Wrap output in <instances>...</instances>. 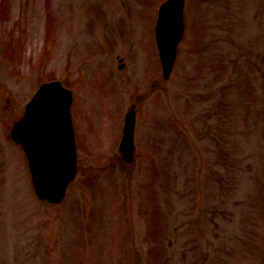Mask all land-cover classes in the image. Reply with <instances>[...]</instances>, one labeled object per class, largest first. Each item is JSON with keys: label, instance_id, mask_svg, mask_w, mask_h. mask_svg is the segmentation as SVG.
<instances>
[{"label": "rangeland", "instance_id": "rangeland-1", "mask_svg": "<svg viewBox=\"0 0 264 264\" xmlns=\"http://www.w3.org/2000/svg\"><path fill=\"white\" fill-rule=\"evenodd\" d=\"M163 1L0 0V264H264V0H191L169 79ZM55 77L79 172L50 203L11 128Z\"/></svg>", "mask_w": 264, "mask_h": 264}, {"label": "water", "instance_id": "water-1", "mask_svg": "<svg viewBox=\"0 0 264 264\" xmlns=\"http://www.w3.org/2000/svg\"><path fill=\"white\" fill-rule=\"evenodd\" d=\"M183 0L162 4L158 23V41L165 77H170L183 34ZM70 92L60 81L42 85L12 131L28 152L34 181L40 197L49 202L62 200L67 183L76 175L77 157L70 128ZM35 115V117H34ZM56 117L59 128L56 127ZM136 113L128 112L121 150L128 161L134 158Z\"/></svg>", "mask_w": 264, "mask_h": 264}, {"label": "bare ground", "instance_id": "bare-ground-1", "mask_svg": "<svg viewBox=\"0 0 264 264\" xmlns=\"http://www.w3.org/2000/svg\"><path fill=\"white\" fill-rule=\"evenodd\" d=\"M56 127H57V128H59V126H58V125H56Z\"/></svg>", "mask_w": 264, "mask_h": 264}]
</instances>
